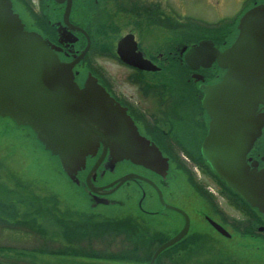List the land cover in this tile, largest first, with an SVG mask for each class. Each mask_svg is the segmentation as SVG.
Here are the masks:
<instances>
[{
    "label": "flooded vegetation",
    "instance_id": "flooded-vegetation-1",
    "mask_svg": "<svg viewBox=\"0 0 264 264\" xmlns=\"http://www.w3.org/2000/svg\"><path fill=\"white\" fill-rule=\"evenodd\" d=\"M236 2V8L243 5L239 15L250 7L264 5V0ZM13 3L17 11L30 18V29L56 44L64 58L71 59L74 54H80L90 43L85 59L77 68L78 80L81 81L89 73L96 76L108 93L126 108L139 132L169 159L165 176L130 161L116 162L113 168H106L107 156L91 173L102 153H113L101 147L95 152L98 153L96 157L88 159L86 169L79 173L80 182L74 185L86 199V207L123 206L124 199L131 198L132 209L125 214L132 221L139 214L152 223L165 225L178 222L170 233L174 235L185 223L184 215L172 208L176 206L189 214L190 229L195 237L204 233L194 229L198 222L204 224L207 230L214 231V235L224 237L214 221L232 235L247 236L252 240L242 242L241 247L253 246L254 252L264 253V215L232 193L203 158L202 144L209 131V117L202 104L203 86L218 80L226 68L207 59L199 61L194 58L191 59L192 64H187L185 60L186 52L201 39H210L216 48L223 50L229 44L231 29L239 15L230 26L221 28V31L207 30L205 35L201 25L182 22L178 11L168 0H72L70 21L81 28L72 30L64 21L67 1L13 0ZM225 3L218 0L220 7H224ZM105 14L112 15L108 22L110 35H114L112 43L99 29L104 27L101 17ZM124 19L129 31L121 34L123 28L118 27L117 20ZM59 27L72 32L73 37L70 38L75 42H60ZM124 38H128L129 46L124 50L129 55L140 53L155 68H141L123 61L118 44ZM106 46L110 47L111 56L128 71L127 74L122 72L119 77L115 74L109 76L89 67L88 55L99 54L104 58L106 53L100 49ZM257 111L264 117V103L258 104ZM261 133L246 156L258 167L264 168V127ZM178 154L182 155V160L177 157ZM253 166L256 167V164ZM128 174L143 178L137 176L119 180ZM89 176L92 187L87 183ZM208 176L215 181L217 190L209 187V194L206 183L201 181L202 177ZM212 192L217 196H213ZM230 208L236 214H231Z\"/></svg>",
    "mask_w": 264,
    "mask_h": 264
},
{
    "label": "water",
    "instance_id": "water-1",
    "mask_svg": "<svg viewBox=\"0 0 264 264\" xmlns=\"http://www.w3.org/2000/svg\"><path fill=\"white\" fill-rule=\"evenodd\" d=\"M71 6L68 0L64 21L69 24ZM60 36V42H75L66 30ZM89 45L71 59L64 58L59 47L30 29L13 0H0V117L29 127L40 147L57 158L61 170L76 185L88 159L101 147L113 153H102L91 173L107 156L106 168L130 161L165 176L168 158L139 132L126 108L91 73L78 80L76 65L84 60ZM126 46L128 38L118 46L124 61L155 68L140 53L129 55ZM194 58L216 61L226 68L218 80L203 86L202 103L209 117L203 157L228 187L264 215V168L246 156L264 127V117L257 111L258 104L264 103V5L243 13L223 50L202 40L185 60L192 64ZM87 183L91 186L90 176ZM188 230L187 217L183 229L154 251L150 264H157L158 256L182 240Z\"/></svg>",
    "mask_w": 264,
    "mask_h": 264
},
{
    "label": "rangeland",
    "instance_id": "rangeland-1",
    "mask_svg": "<svg viewBox=\"0 0 264 264\" xmlns=\"http://www.w3.org/2000/svg\"><path fill=\"white\" fill-rule=\"evenodd\" d=\"M224 1V7L218 5V0H168V3L176 8L182 22L201 25L205 30L202 33L207 35V30L221 31V28L230 26L243 7L241 5L236 8V0ZM22 16L30 25V18L25 14ZM111 16L102 15L104 27L99 28L109 43H112L114 38L113 34L110 35L108 23ZM124 21L125 19L117 20L118 27L123 28L121 34L129 31ZM93 41L96 42L95 39ZM107 47L100 49L106 53L104 58L99 54L88 55L89 67L97 72L103 71L109 76L115 74L119 77L122 72L127 74L128 71L123 69V66L120 67L111 56L110 47ZM177 157L183 159L181 154ZM201 181L206 183L208 194L209 187L216 190L215 181L211 177H202ZM211 194L217 196L213 192ZM228 195L232 200V196ZM38 197H54L57 200L55 207L52 202L48 203V208L53 211L54 216L46 214L47 205ZM123 203V206L100 207L97 212L102 216L98 218L80 213V209L87 208L86 199L64 175L57 158L40 147L29 127L18 126L10 119L0 117V206L6 209L5 213L0 215V264H147L151 255L149 252L155 248L158 238H155V242L150 238L149 245H146L147 239L138 237L140 234H134L135 239L131 238V243L127 245L129 241L125 236L131 237L132 232L127 231L125 213L130 211L133 205L131 198H125ZM13 210L20 213L15 215ZM232 213L236 214L231 209ZM53 217H59L58 219L64 222ZM237 217L240 215L237 214ZM101 219L104 223H109L98 224L103 222ZM159 224L162 231L171 233L178 222ZM25 225L31 230L24 229L22 226ZM194 229L204 231L203 241L197 242L202 235L197 236L194 242L188 243L190 251L184 248H177L174 252L168 251L160 257L158 263L264 264V253H251L249 249L240 248L234 241L223 240L214 234L211 236L209 233L215 232L207 230L202 223L198 222ZM47 241H51L48 248ZM89 241H92V244L89 245ZM57 246L60 248H56ZM90 247L109 250L105 254H83L85 248L92 250ZM234 256L240 257L238 262L235 259L239 257ZM229 258V261L226 260Z\"/></svg>",
    "mask_w": 264,
    "mask_h": 264
},
{
    "label": "trees",
    "instance_id": "trees-1",
    "mask_svg": "<svg viewBox=\"0 0 264 264\" xmlns=\"http://www.w3.org/2000/svg\"><path fill=\"white\" fill-rule=\"evenodd\" d=\"M39 199H41L43 202H44V204H47V203H49L50 202V198H48V197H38ZM57 202H56V200L54 201V202H52V205H54V207H55V204H56ZM49 206H47V209H46V214H52L53 213V211H51V209H49L48 208ZM53 209V208H52ZM55 209V208H54ZM1 212H3V210H2V206H0V214H1ZM14 213H17V212H14ZM64 213V212H63ZM56 219H58L59 217H55ZM58 220H61V219H58ZM1 222V221H0ZM33 222H35V221H33ZM98 224H103V225H105L104 223H98ZM128 226H129V224H128ZM130 229H128L127 228V231H129ZM35 231V230H34ZM103 233V232H102ZM103 236H108V235H103ZM102 237V236H101ZM131 238H133V237H130V239ZM133 239H135V238H133ZM88 244L90 245V244H92V241H89L88 242ZM91 248V247H90ZM92 250H88L87 248H85L84 250H85V252L83 253V254H86V255H95V254H105L108 250H109V248H106V249H96V248H91ZM59 250H61V249H59ZM96 250H101L102 252H95ZM71 251H73V249H71ZM122 251H123V249H122ZM149 253H152V251H150ZM122 255V254H121ZM124 256V255H123Z\"/></svg>",
    "mask_w": 264,
    "mask_h": 264
}]
</instances>
